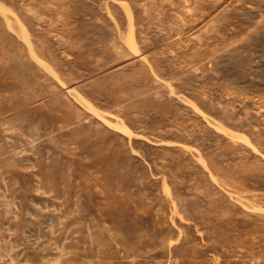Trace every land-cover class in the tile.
<instances>
[{
	"label": "rangeland",
	"instance_id": "obj_1",
	"mask_svg": "<svg viewBox=\"0 0 264 264\" xmlns=\"http://www.w3.org/2000/svg\"><path fill=\"white\" fill-rule=\"evenodd\" d=\"M0 64V264H264V0H0Z\"/></svg>",
	"mask_w": 264,
	"mask_h": 264
},
{
	"label": "bare ground",
	"instance_id": "obj_2",
	"mask_svg": "<svg viewBox=\"0 0 264 264\" xmlns=\"http://www.w3.org/2000/svg\"><path fill=\"white\" fill-rule=\"evenodd\" d=\"M0 72H3V73H7L8 71L6 70V68H5V66H3V64L1 65L0 64ZM13 81V80H12ZM6 86V82H5V79L2 77V76H0V88H2V87H5ZM13 87L14 88H20L21 87V83H20V81H18V80H14V82H13ZM22 109V108H21ZM17 112V111H16ZM19 115V114H18ZM17 115V116H18ZM20 116V115H19ZM5 117V116H4ZM19 118V117H18ZM5 119V118H4ZM13 119V118H12ZM11 119V120H12ZM15 119V118H14ZM9 120V119H8ZM8 120H6V122H8ZM15 121V120H14ZM20 121V120H19ZM11 125V124H10ZM98 156V155H97ZM236 228V227H235ZM232 238V237H231Z\"/></svg>",
	"mask_w": 264,
	"mask_h": 264
}]
</instances>
